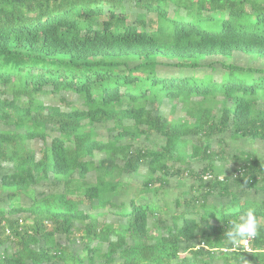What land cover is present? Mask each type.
I'll use <instances>...</instances> for the list:
<instances>
[{
    "label": "trees",
    "instance_id": "1",
    "mask_svg": "<svg viewBox=\"0 0 264 264\" xmlns=\"http://www.w3.org/2000/svg\"><path fill=\"white\" fill-rule=\"evenodd\" d=\"M228 138L264 143V0H0V264H264V159Z\"/></svg>",
    "mask_w": 264,
    "mask_h": 264
},
{
    "label": "rangeland",
    "instance_id": "2",
    "mask_svg": "<svg viewBox=\"0 0 264 264\" xmlns=\"http://www.w3.org/2000/svg\"><path fill=\"white\" fill-rule=\"evenodd\" d=\"M248 60H249L248 57L243 56V55H236L235 56V61L237 62L238 65H241V66H246L247 63H248ZM212 62H213V59H209L205 63L208 64V63H212ZM59 98H60V96L46 95V96H44V101L48 105L57 106ZM67 98H68V100L72 99L71 96H68ZM162 111H163L164 114H166L167 107L163 106L162 107ZM228 142L232 143L233 146L236 145L238 147H241V148H244V149H247V150L251 149L257 155H259L260 157H262L264 159V143L263 142L247 143V144H242L241 143L240 144L239 142H235V141H234V143L230 142L229 138H228ZM31 146L35 149L36 152H39V149L42 146V143L40 141H35V142L31 143ZM228 151L232 152V148L229 149ZM38 157H39V154H38ZM194 166L196 168H200L202 165L201 164H196ZM234 167H235V165H232V164H227L225 166L223 165L222 173L220 174V179L222 180V179L228 178L229 182L232 183L233 182V178H234V169H235ZM142 173H144V171H142ZM122 180L124 181V183H126L129 186L130 193L133 196H135L136 194H138V192L141 191L142 183H143V179L141 177H135V176L134 177H127V176H124V177H122ZM171 185L172 186L167 191L166 196L165 195L162 196L161 204H166L167 207L170 208V211L174 212V209H175V207H174V199L178 196V194L180 192L187 191L188 188L193 185V181L189 182V179H188L179 188L178 187L179 186V182L176 181V180H171ZM217 263L221 264V261H219Z\"/></svg>",
    "mask_w": 264,
    "mask_h": 264
},
{
    "label": "clouds",
    "instance_id": "3",
    "mask_svg": "<svg viewBox=\"0 0 264 264\" xmlns=\"http://www.w3.org/2000/svg\"><path fill=\"white\" fill-rule=\"evenodd\" d=\"M241 220L244 221L241 224L233 222V230L228 232L227 235L234 245H243L247 249L249 238H254L257 235L258 222L252 210L246 212Z\"/></svg>",
    "mask_w": 264,
    "mask_h": 264
},
{
    "label": "built area",
    "instance_id": "4",
    "mask_svg": "<svg viewBox=\"0 0 264 264\" xmlns=\"http://www.w3.org/2000/svg\"><path fill=\"white\" fill-rule=\"evenodd\" d=\"M250 241H251V239L249 238V244H248L247 249L243 245H240V247L243 248V249H245V250H247V251H250ZM234 247L236 248L237 245H234Z\"/></svg>",
    "mask_w": 264,
    "mask_h": 264
}]
</instances>
